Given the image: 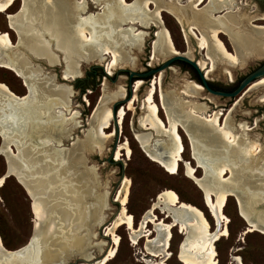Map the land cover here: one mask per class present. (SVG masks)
<instances>
[{
  "label": "bare ground",
  "instance_id": "1",
  "mask_svg": "<svg viewBox=\"0 0 264 264\" xmlns=\"http://www.w3.org/2000/svg\"><path fill=\"white\" fill-rule=\"evenodd\" d=\"M16 1L0 0V12L8 11ZM201 1L189 0L185 4L183 0H83L81 2L24 0L21 11L8 15V20L11 28L18 31L20 39L34 55L44 57L51 64L56 65L61 58L58 53L64 54L67 62V70L62 77L64 80L80 76L84 66L96 60L104 63L109 60L108 73L124 64L134 66L137 60L136 53L143 49L150 36L148 30L153 27L157 28L152 43L153 62L155 58H165L173 54H183L192 58L191 52L180 53L176 49L165 26L164 11L173 15L181 24L190 47L193 46L190 41L194 40L193 29L197 27L201 30L202 35L197 37L198 42L195 40L194 42L197 44L195 47L197 53L200 51L199 48L206 50L208 62L197 61L199 68L206 70V77L212 70L223 65L222 63L233 65L255 58H264V26H254L248 20L241 21L243 15L238 11H231L237 0H209L205 7L199 8ZM223 8L228 10L224 16L213 15L214 11ZM221 34L228 36L235 50L234 53L228 50L221 39ZM9 43H12L9 34L0 32V49L5 48ZM29 63L24 57L11 60V64L7 61H2L0 64L22 78L30 92L19 96L9 86L0 82V136L4 140L0 155L3 153L8 155L7 164L11 175L18 179L33 198V211L39 218L36 227L38 228L40 222L44 221L42 228L44 233L52 234V244L42 252V257L49 261L62 252L69 253L70 250L84 247L87 243L84 236H77L71 240L70 236L62 235L63 228L72 227L76 230L87 224V219L98 220V214L104 206L83 208L80 205L82 199L74 197L67 200L68 205L55 202L58 197L65 196L66 192L77 196L81 191V187L78 186H65L64 189L67 190L49 192L62 174L72 167V161L63 165L58 162L55 164L48 162V158L53 157L52 152L46 153L38 141L33 140L38 131L47 132L39 129L38 123L36 124L40 115L45 113L39 104L47 102L52 96H58L63 102H68L72 91L66 85H59L54 89L40 85L36 77L31 74ZM207 63H210V67ZM53 81L57 82L56 75ZM142 84L143 81L138 79L135 84L136 89L138 90ZM262 84L264 85V77L254 82L252 88ZM158 85H162L161 76L153 79L144 99L145 112L140 117V126L148 131L135 134V138L152 161L172 174L177 173L180 162L185 161V173L203 191L216 218L217 227L212 229L203 212L195 205L182 201L179 194L172 189H166L159 194L153 206L144 213L138 227L135 217L127 208L130 181L124 177L118 195L121 199L120 212L106 229V234L112 238L113 247L94 264H107L116 256L121 239L117 229L123 225L130 231L133 245L137 246L142 238H146V252L162 259L171 255L169 248L173 237L172 230L177 226L184 234L178 255L184 264H217L215 241L228 234V217L225 215L224 207L231 195L238 201L240 215L249 223L248 232L264 231V211L255 214L256 206L264 202V159L259 158L260 153H257L259 145L249 137L247 124L236 123L231 113L222 123L223 111L216 110L209 115L208 106L188 99L201 94L203 91L201 84L189 82L181 89H172L170 92L161 89V104L155 99ZM33 86L39 92L37 97L32 96ZM124 96L125 90L121 89L112 95L109 94L108 98L112 100ZM136 99L137 97L134 96L129 103L127 102L128 109L135 108ZM162 109L166 114V120L161 117ZM126 113V107L119 108L116 118L111 107L95 113L96 136L101 140L112 136V133L107 134L105 129L113 124L112 119L113 121L117 119V123L121 125ZM15 115L26 119L24 125L29 133L26 140L16 145L17 154H14L12 146L10 147L15 138H9V129L1 120L5 117L13 119ZM12 129L11 127V135ZM57 129V125L50 128L51 131ZM180 129L189 140L191 152L198 158L200 167L207 175H211L210 177L197 176V168L184 159L185 144ZM155 134L167 135L171 141L155 137ZM160 144H163L161 149L158 148ZM123 150L126 151L127 156L131 155L132 149L128 141L118 144L116 160L121 158ZM164 156H166L165 160ZM4 183L5 177L0 176V187ZM156 209H161L167 214L166 216L171 217L170 223L158 218ZM150 223L154 225L153 229L149 227ZM55 233L62 236H56ZM0 242H2L1 236ZM147 263L155 264L152 261ZM79 264L89 263L84 261Z\"/></svg>",
  "mask_w": 264,
  "mask_h": 264
},
{
  "label": "rangeland",
  "instance_id": "2",
  "mask_svg": "<svg viewBox=\"0 0 264 264\" xmlns=\"http://www.w3.org/2000/svg\"><path fill=\"white\" fill-rule=\"evenodd\" d=\"M81 1L83 0H75V2ZM188 1L189 0H183V3L186 4ZM23 4L24 0H17L8 11L5 13L0 12V32H7L10 39H12V43L5 46L7 51L11 53V60H19L26 57L30 62L29 68L31 69V74L33 77H36L40 85L51 89L59 85H66L72 91L68 98V102H63L58 96H52L47 99V102L39 104L45 113L40 115L36 124L38 123L39 129L47 130V132L41 133L42 131H38L33 140L38 141L40 147L44 149L46 153L52 152L53 157H49L48 162L53 164L58 162L60 165H63L66 162L72 161V167L68 172L62 174L58 182L54 183L49 189V192L57 193L61 190H67L64 189L65 186H78L81 187V191L77 196L66 192L65 196L57 198L58 201L54 198V200L56 199L55 202H62L68 205L67 200H70V197H74L82 199L80 205L83 208L104 206L103 210L98 214V220L90 221V219H87L88 223L76 230L72 227H64L62 235L65 234L67 237L70 236L69 239L71 238V240L77 236H84L87 243L80 249H87L89 253H81V255L84 257L90 254L95 260H100V255L109 241L108 238L104 236V234L107 233L106 229L108 225L106 228L100 227V225L106 224L107 221L111 220L117 209L119 207L121 208L119 202L121 199L118 195L122 184L117 188L116 184L120 179L123 168L125 170V178H128L130 181L127 208L135 217L138 227L144 213L153 206L159 194L166 189H172L176 191L179 196H182V201L198 207L210 223L211 228L215 229L217 227L216 218L205 199L203 191L186 175L185 161H181L179 164V171L172 174L158 163L152 161L145 154L144 150L141 149L135 138V134L148 131L137 130V126L141 124L140 117L145 112L144 99L153 79L156 76L158 78L160 76L162 77V85H158V91L155 96L156 101L161 104V89H163L164 92H170L172 89H181L189 82L201 84L198 72L188 64L175 61L168 68L160 70L152 76H148L150 77L149 79H147V77L141 78L140 80L143 81V84L137 90L135 84L138 78H133L130 83L129 74L125 69H131L142 73L148 72L151 69L158 68L166 60L175 55L173 54L165 58H155L154 62L151 60L153 55L152 43L155 39L154 33L157 29L153 27L148 30L150 36L147 38L143 49L136 53L137 60L134 66L124 64L123 66H118L113 69L111 73H108L107 66L109 60L105 61V63L96 60L86 64L80 76L74 79L64 80L62 77L67 70V62L62 52L58 53L61 57L59 63L53 65L46 58L34 55L20 39L18 31L10 27L8 15L16 14L21 11ZM201 7L202 5L199 6V8ZM224 11H228L227 8L221 9L216 14H220ZM232 11H238V13L243 15V19H241L243 22L248 20L254 26H264V1L237 0ZM163 17L165 26L174 41L176 49L180 53L191 52L193 55L192 58L197 59V61L203 60L208 62L206 50L199 48L200 51L197 53L195 49L196 46H194L195 43L193 44L194 40L198 42L197 37L202 35L201 30L197 27L193 29L194 40H190L191 45H193L190 47L183 28L176 18L166 11H164ZM140 30H142V28H140ZM221 39L227 45L228 50L234 53L235 50L228 36L221 34ZM192 47L194 49H192ZM42 59L46 60V62L42 63ZM262 62H264V58H255V60L251 59V61L249 60L245 63H236L233 65L227 63H222L223 65L219 64L221 66L218 67L219 69H214L207 75L208 83L217 88H221V90H227L225 87L235 88L240 80L252 72L254 68L259 66ZM207 66L210 67V63H207ZM98 68H102V72L105 73L104 76L98 75V73L101 72ZM202 71L205 75L206 70L203 69ZM89 72H94L96 75L90 79L91 87L82 91L80 87H77L80 84L78 79H85ZM55 75L57 82L53 81ZM0 82L9 86L12 91L19 96L30 93L23 79L13 70L4 66H0ZM121 89L125 90L124 97H117L109 100V94L112 95L114 92L116 93ZM202 89L201 96L199 95L188 99L192 102L208 106L209 115L213 114L216 110L223 111L221 118L222 123H224L229 113L233 115L236 123L245 122L249 128V137L259 145L257 149V153H260L259 158L264 159L262 158L264 157V85L255 86L254 88H252L251 85L243 96L237 98L212 94L204 86ZM37 93L39 94L38 90L35 87L32 88V96L37 97ZM129 95L132 98L134 96L137 97L135 108L128 109L129 102L121 104L120 107H126L127 113L122 124H119L117 131L119 134L118 144L128 141L132 153L130 156H127L126 151L123 150L121 158L116 160L115 155L111 157V153L116 138L115 130L117 127L112 119L113 124L105 129L106 133H112V136L105 140L99 139L96 136L97 125L94 115L107 107H111L112 109L116 101L127 98ZM103 98L105 99L103 100ZM97 107H100V109ZM161 117L166 120V114L163 109L161 110ZM69 119L70 121H68ZM1 120L3 125L9 129V138H15V141L10 144V147L12 146V152L17 154L18 149L16 145L26 140L25 138H27L26 136L29 134L24 125L26 119L15 115L13 119L5 117ZM55 125L58 126L57 131H51L50 128ZM11 127L13 128L12 135ZM73 128L75 130H71ZM179 131L183 136L185 144L183 157L196 167V161L192 157L190 142L183 131L181 129ZM3 141V137L0 136V148L3 146ZM196 168V175L202 177L203 169L201 167ZM6 169L7 158L4 155H0V176H3ZM86 190L88 191L87 193ZM246 197H248V195H246ZM113 200H117L118 203L113 202ZM32 205L33 198L28 194L24 186L20 184L18 179L13 175L7 178L4 185L0 187V236L4 246L7 247V249H17L27 244L32 236H38L37 239H39L40 243L30 248L27 254L22 257V261L33 263L41 258L38 264H74V262L79 264L84 262L80 259L81 255L77 254L81 251L80 249L70 250L69 253L62 252L53 260L49 261H46L44 257H42L43 250L52 244V234L44 233L42 229L43 224L41 225V222L40 226L38 228L36 227L39 218L35 215ZM258 205L261 206L260 211H264V202ZM155 212L158 218L164 219L165 222L170 223L171 217L166 216L167 214L162 212L161 209H156ZM224 212L228 217V234L221 236L218 241H215L217 264H264V234L260 231L248 232L249 224L240 215L238 201L235 196H229L227 204L224 207ZM149 227L153 229L154 225L150 223ZM172 233L173 237L170 241L169 248L171 255L162 259V257H153L146 252V238H142L137 246L133 245L130 238V231L127 229V226H120L117 229V234L121 238L118 252L107 264H149L147 261H152V263L155 264H184L178 256V250L184 239V234L180 232L177 226L173 227ZM55 235L62 236L59 233H55ZM112 247H109V249ZM101 249L102 251H100ZM28 254L30 257H28ZM90 257L87 256L86 258L89 259Z\"/></svg>",
  "mask_w": 264,
  "mask_h": 264
},
{
  "label": "water",
  "instance_id": "3",
  "mask_svg": "<svg viewBox=\"0 0 264 264\" xmlns=\"http://www.w3.org/2000/svg\"><path fill=\"white\" fill-rule=\"evenodd\" d=\"M226 13V11L218 14L216 17H220V16H224ZM10 27H11V24H9ZM195 43V42H194ZM197 44L195 43L194 46H196ZM7 61L9 64H11V53H9L7 51V48H1L0 49V64L2 63V61ZM177 60H180V61H184V62H187L189 63L191 66H193L199 73L200 75V79H201V84L212 94H215V95H218V96H223V97H229V98H237V97H240V96H243L246 92V90L254 83L256 82L257 80L261 79L264 77V62L259 66L257 67L256 69H254L252 72H250L249 74H247L240 82V84L232 91H222V90H216V89H213L212 87H210L209 83H208V80H207V77L203 74V71L199 68L198 64H197V60L196 59H192L188 56H185L183 54H178V55H175L171 58H169L168 60H166L161 66H159L158 68H154V69H151L150 71L146 72V73H141V72H136V71H133L131 69H125L126 71L129 72V78H130V83L132 82V79L133 78H138V79H141V78H144V77H148V76H152L153 74H155L156 72L160 71V70H163L165 68H168L169 66H171L175 61ZM42 63H45L46 60L42 59L41 60ZM132 97L129 95L127 98H124L122 100H119V101H116L112 107V110H113V115L114 117L116 118L117 114H118V110L121 106V104H126L127 102H129V100L131 99ZM119 106V107H118ZM114 124L115 126L117 127L116 128V135H115V142L113 144V148H112V153H111V157H113L118 149V142H119V134H118V126L119 124L117 123V119L114 120ZM145 130V128H143L142 126L138 125L137 126V130ZM158 134H155V137H159L163 140H166V141H171V138L167 135H158ZM163 147V144H160L158 145V148H162ZM2 155L6 156L7 160H8V155L6 153H3ZM192 157L193 159L196 161V167H200V164L198 162V158L196 156L193 155L192 153ZM164 160L166 159V156L163 157ZM189 164H191L190 161H188ZM3 176L5 177V182H6V179L9 178L11 176V170L7 164V169H6V172L3 174ZM211 175H207L204 170H203V175H202V178L204 177H210ZM124 177H125V170L124 168L122 169V172H121V176H120V179L118 180L117 184H116V188L121 186V183L122 181L124 180ZM113 202L115 203H118L117 200H113ZM120 207L117 209L115 215L113 216V218L109 221L106 222V224H101L100 227H105L112 222V220H114L117 215L119 214L120 212ZM261 209V206H256L255 208V214L256 212L260 211ZM173 218V217H172ZM180 222V221H179ZM248 223V222H247ZM43 224V222L41 223V225ZM249 224V223H248ZM262 233H264V231H262ZM34 234H35V229H34ZM33 234V235H34ZM105 237L108 238V245L106 246V249L103 250V252L101 253L100 255V259L103 258L109 247H112L113 243H112V238L107 235V234H104ZM38 236H32L31 239L28 241L27 244H25L24 246L22 247H19L17 249H7V247H4V244L2 242H0V264H38V262L41 260V258H39L36 262H33V263H28L26 261L22 262L21 261V257H23L28 251L30 248H32L33 246L37 245L39 242V239H37ZM220 239V238H219ZM219 239H217L216 241H218ZM102 247V246H101ZM100 247V248H101ZM181 247V246H180ZM180 247H179V250H178V255H179V251H180ZM99 248V246H98ZM81 253H89L87 249H82L81 251H79V253L77 254H80ZM81 260L83 261H87V263L89 264H93L95 261L99 260V259H94L93 256H91L89 259L86 258V257H83L81 255ZM74 264H77L76 262H74Z\"/></svg>",
  "mask_w": 264,
  "mask_h": 264
},
{
  "label": "trees",
  "instance_id": "4",
  "mask_svg": "<svg viewBox=\"0 0 264 264\" xmlns=\"http://www.w3.org/2000/svg\"><path fill=\"white\" fill-rule=\"evenodd\" d=\"M177 61H179V62H182V63H184V64H188L189 66H191L189 63H187V62H184V61H180V60H177ZM196 72H198L193 66H191ZM101 70V72H99L98 73V75H100V76H104L105 75V73L104 72H102V68H98V70ZM95 70V69H94ZM96 75V73H94V72H89L88 74H87V77L85 78V79H78V81L80 82V84L78 85V87H80L81 89H82V91H85V89H88V88H90L91 87V84H90V79L92 78V77H94ZM198 76H199V81L201 82V79H200V75H199V73H198ZM119 107V106H118ZM180 197L182 198V196L180 195Z\"/></svg>",
  "mask_w": 264,
  "mask_h": 264
},
{
  "label": "flooded vegetation",
  "instance_id": "5",
  "mask_svg": "<svg viewBox=\"0 0 264 264\" xmlns=\"http://www.w3.org/2000/svg\"><path fill=\"white\" fill-rule=\"evenodd\" d=\"M261 1L263 2L264 0H261ZM208 2H209V0H202V1L199 3V6L202 5L201 8H203V7H205V6L208 4ZM233 7H234V6H233ZM231 11H232V10H231ZM217 12H219V11H214V12H213V15H214V16H217V15H218V14H216ZM226 12H227V11H226ZM228 39H229V38H228ZM262 63H263V62H262ZM262 63H260L259 66H260ZM259 66H257V67H259ZM257 67H256V68H257ZM256 68H254V69H256ZM127 72H128V71H127ZM141 73H142V72H141ZM144 73H146V72H144ZM128 74H129V72H128ZM144 78H145V77H144ZM149 78H150V77H147V79H149ZM137 80H138V79H137ZM240 82H241V80L238 82V85L240 84ZM209 85H210V87H212L213 89L221 90V88H217L216 86H213V85L210 84V83H209ZM238 85H237V86H238ZM237 86H236V87H237ZM77 87H78V86H77ZM236 87H235V88H236ZM235 88H226V87H225V89H227V90H222V91H232V90H234ZM229 89H230V90H229Z\"/></svg>",
  "mask_w": 264,
  "mask_h": 264
}]
</instances>
